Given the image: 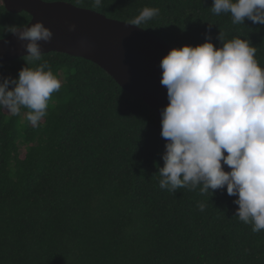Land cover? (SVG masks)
<instances>
[{"label": "trees", "instance_id": "1", "mask_svg": "<svg viewBox=\"0 0 264 264\" xmlns=\"http://www.w3.org/2000/svg\"><path fill=\"white\" fill-rule=\"evenodd\" d=\"M43 1L127 23L159 8L138 27L173 49L220 48L221 32L249 40L264 68V25H234L230 14L212 13L213 0H103L99 8L92 0ZM31 19L0 2V39ZM44 62L62 87L40 124L27 121V109L0 111V264H264V230L254 233L236 217L237 198L226 188L202 195L200 187H159L161 118L104 69L51 52L0 63V79Z\"/></svg>", "mask_w": 264, "mask_h": 264}, {"label": "clouds", "instance_id": "2", "mask_svg": "<svg viewBox=\"0 0 264 264\" xmlns=\"http://www.w3.org/2000/svg\"><path fill=\"white\" fill-rule=\"evenodd\" d=\"M102 2L92 0V6ZM211 11L230 14L234 25L246 19L264 25V0H213ZM159 12L145 7L130 24L147 23ZM8 32L28 41L30 62L41 60L39 42L53 37L42 22L9 26ZM217 39L220 48L211 42L174 48L160 62L169 103L161 111V136L167 142L159 187L171 192L200 187L202 195L226 188L229 196L238 197L236 217L259 233L264 230V68L249 40H225L221 32ZM61 87L47 62L24 67L18 79H0V111L19 116L27 109V121L38 126ZM198 207L203 211L205 204Z\"/></svg>", "mask_w": 264, "mask_h": 264}, {"label": "water", "instance_id": "3", "mask_svg": "<svg viewBox=\"0 0 264 264\" xmlns=\"http://www.w3.org/2000/svg\"><path fill=\"white\" fill-rule=\"evenodd\" d=\"M2 1L9 13H28L32 18L28 25L42 22L53 33L50 42H39L41 55L64 53L98 65L161 118L169 101L167 89L160 83V62L173 49L164 40L138 26L67 2ZM73 24L75 30L69 31ZM27 43L13 34L0 39V63L28 56ZM224 170L230 171L227 166Z\"/></svg>", "mask_w": 264, "mask_h": 264}, {"label": "rangeland", "instance_id": "4", "mask_svg": "<svg viewBox=\"0 0 264 264\" xmlns=\"http://www.w3.org/2000/svg\"><path fill=\"white\" fill-rule=\"evenodd\" d=\"M0 2L2 3V0H0ZM9 114V113H8ZM24 147L23 146H20V151L22 152V155L24 154Z\"/></svg>", "mask_w": 264, "mask_h": 264}]
</instances>
